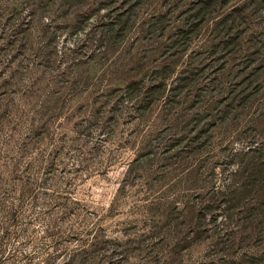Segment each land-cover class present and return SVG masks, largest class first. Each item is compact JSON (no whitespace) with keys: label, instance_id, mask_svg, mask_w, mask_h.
Returning a JSON list of instances; mask_svg holds the SVG:
<instances>
[{"label":"rangeland","instance_id":"obj_1","mask_svg":"<svg viewBox=\"0 0 264 264\" xmlns=\"http://www.w3.org/2000/svg\"><path fill=\"white\" fill-rule=\"evenodd\" d=\"M0 264H264V0H0Z\"/></svg>","mask_w":264,"mask_h":264}]
</instances>
